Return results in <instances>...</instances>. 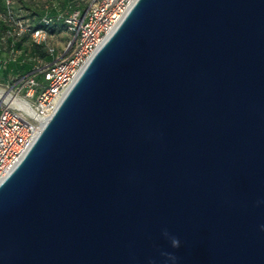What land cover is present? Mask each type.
<instances>
[{
    "label": "water",
    "instance_id": "95a60500",
    "mask_svg": "<svg viewBox=\"0 0 264 264\" xmlns=\"http://www.w3.org/2000/svg\"><path fill=\"white\" fill-rule=\"evenodd\" d=\"M262 226L264 0H135L0 181V264H264Z\"/></svg>",
    "mask_w": 264,
    "mask_h": 264
},
{
    "label": "built area",
    "instance_id": "2783aa9c",
    "mask_svg": "<svg viewBox=\"0 0 264 264\" xmlns=\"http://www.w3.org/2000/svg\"><path fill=\"white\" fill-rule=\"evenodd\" d=\"M135 0H88L83 12L72 10L63 17L72 38L61 56L46 65H37L25 75H17L0 84V181L26 153L40 128L80 74L83 67L105 38L128 11ZM7 6L10 0H5ZM9 27L8 37L29 36L37 45H48L49 27L53 18L47 14L35 27L26 19L7 10L0 15ZM10 53H16L10 45ZM38 76L42 79L38 80Z\"/></svg>",
    "mask_w": 264,
    "mask_h": 264
},
{
    "label": "trees",
    "instance_id": "16d2710c",
    "mask_svg": "<svg viewBox=\"0 0 264 264\" xmlns=\"http://www.w3.org/2000/svg\"><path fill=\"white\" fill-rule=\"evenodd\" d=\"M79 1L83 0H60L57 3L58 5L55 6L52 0H44L41 5L28 6L23 0H18L19 4L16 0H10V5L7 6L5 0H0V15L4 16L7 10H11L14 16L26 19L33 26L38 27L40 26V18L47 14L53 18L52 24L47 27V32L49 34L54 27V23L58 21V19L63 21V17L67 12L77 9L76 7ZM86 2H88V0ZM57 9H59V11L63 10L61 14L58 15L59 11ZM8 29L7 23L5 21H0V66L7 68L6 66L9 62L15 63V66L10 69L11 72L14 73L8 75V81L14 76L27 74L37 65L43 66L58 58L57 56L55 57V55L45 53L42 50L43 45L34 44L29 36H23L18 39L8 37L6 35ZM10 45H13L14 49L17 50V57L14 59L10 56L8 57V55H10ZM37 60L39 63L35 64ZM7 73H9L8 70H6V75ZM37 79L41 80L42 77L38 76Z\"/></svg>",
    "mask_w": 264,
    "mask_h": 264
},
{
    "label": "rangeland",
    "instance_id": "374dc122",
    "mask_svg": "<svg viewBox=\"0 0 264 264\" xmlns=\"http://www.w3.org/2000/svg\"><path fill=\"white\" fill-rule=\"evenodd\" d=\"M25 2L26 5L28 6H33V5H41L42 2L44 0H23ZM54 5L57 6L58 1L60 0H52ZM87 0H83V1H79L78 5H77V9L80 10V12H83V10H85V6ZM16 2L19 4L18 0H16ZM76 9V10H77ZM59 11V9H57ZM60 10L58 12V15L61 14ZM65 13V12H64ZM57 15V16H58ZM63 15V14H62ZM59 17V16H58ZM72 38V34L67 30L66 25L63 21H61L60 19H58V21H56L54 23V27L52 28V31L49 33V38H48V45L50 48H53L54 51L52 53V55H55V57H59L64 49L65 46L67 44V42ZM42 50L45 53H48L47 48L45 46H42ZM11 57L12 59L17 57V53H10V55H8V57ZM41 60V58H40ZM39 63V61L37 60V62H35V64ZM15 63L14 62H9L8 65L6 66L7 68H4L3 66H0V84L5 85L8 82V75L13 74L14 72H11V67H14ZM6 70L9 71V73H7L6 75Z\"/></svg>",
    "mask_w": 264,
    "mask_h": 264
},
{
    "label": "clouds",
    "instance_id": "9594fccd",
    "mask_svg": "<svg viewBox=\"0 0 264 264\" xmlns=\"http://www.w3.org/2000/svg\"><path fill=\"white\" fill-rule=\"evenodd\" d=\"M262 228H264V226H262ZM165 235H167V233H165ZM171 244L173 247H179L180 242L177 238L173 237L171 238ZM169 258L173 261L175 260L174 256L169 255Z\"/></svg>",
    "mask_w": 264,
    "mask_h": 264
}]
</instances>
